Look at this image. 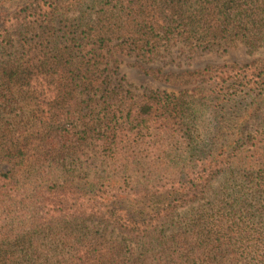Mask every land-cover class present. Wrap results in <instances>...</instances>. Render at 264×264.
<instances>
[{"label": "trees", "instance_id": "16d2710c", "mask_svg": "<svg viewBox=\"0 0 264 264\" xmlns=\"http://www.w3.org/2000/svg\"><path fill=\"white\" fill-rule=\"evenodd\" d=\"M84 2L56 0L46 8L30 2L6 13L0 23V108L22 98L38 113L0 134V264H225L230 251L219 223H184L185 230L174 231L172 200L203 194L215 171L209 163L188 179L186 168L174 162L181 96L128 103V92L107 90L93 71L110 41H116L115 50L142 57L175 37L200 48L232 39L256 48L264 40V0H110L92 19ZM73 10L80 12L75 24H62ZM58 20L63 34L78 44L80 57L55 50ZM14 37L34 40L15 60L3 56ZM192 73L210 76L221 91L264 90V59ZM95 86L101 101L96 118L93 110L82 113L74 93L78 89L89 96ZM254 139L246 137L242 144ZM84 160L100 161L107 173L96 175L92 184L78 181L75 174ZM147 170L139 185L115 193L150 200L149 214L111 201L109 190L120 187L119 174ZM158 195L161 205L154 206ZM247 222L263 232L264 220L252 215ZM110 226L138 239V251L125 257L120 242L104 237ZM253 260L244 264H264Z\"/></svg>", "mask_w": 264, "mask_h": 264}, {"label": "rangeland", "instance_id": "374dc122", "mask_svg": "<svg viewBox=\"0 0 264 264\" xmlns=\"http://www.w3.org/2000/svg\"><path fill=\"white\" fill-rule=\"evenodd\" d=\"M52 1L56 0H0V23L6 13L20 6L36 2L46 8ZM109 1L85 0L84 5L90 7L86 12L93 14L92 19L94 13H98L101 6L108 5ZM79 15L80 12L76 10L68 12L63 16L62 24L68 20L75 24ZM57 23L61 29L56 30L52 42L55 50L60 53L73 51L74 55L80 57L78 44L63 34L59 20ZM163 42L161 41L153 55L142 57L126 48H118L125 49L123 51L115 50L113 44L116 41H110L103 51L104 60L96 65L93 74L101 75L100 80L105 81L107 90L114 88L122 96L128 92L131 97L128 103L141 101L140 105L154 96L165 94L181 96L184 112L176 120L179 142L174 162L186 168L183 170L188 179L196 177L197 172L209 163L213 164L216 172L211 171L213 176L203 194L191 200L187 196L180 203L172 200V217L176 223L174 231L185 230L184 223L215 221L222 225V241L230 251L225 264H244L249 259H262L264 263V230L261 233L258 225L247 226V219L252 215L255 216V221L264 220V90L259 94L241 90L221 91L213 87L214 82L210 76L202 77L192 73L204 67L215 68L232 62L264 59V40L253 49L247 48L239 39L220 40L209 48L189 44L179 37ZM29 44L32 47L34 40L28 37L27 41H23L14 37L3 56L15 60ZM106 76L108 78H104ZM188 77L194 81L181 83L183 78ZM96 88L97 86L93 87V94L91 92L89 96L78 89L74 92L82 113L93 110L95 118V113L101 108V101L98 99L100 90H95ZM112 108L117 109V106L113 104ZM131 108L135 109V105L132 104ZM36 115L38 113L35 107L22 98L18 103L0 108V134L4 135L7 129L14 131L28 122V119L34 120ZM246 137L255 139L252 144H242ZM80 165V171L75 177L83 183L92 184L96 182V175L102 177L107 173L100 161L84 160ZM2 169L4 166L0 165V171ZM147 174L149 170L144 173L128 171L127 174H117L120 187L109 190V194L114 195L111 201L119 200L121 207L128 211L130 209L133 213L149 214L153 208L150 200L119 194L122 190L127 191L131 186L139 185L135 183L144 181ZM162 198L158 195L154 206H160L161 202L158 200ZM104 237L120 242L121 251L127 258L140 247L138 239L111 226L107 228ZM212 238L214 240L215 237ZM251 249L253 252H248Z\"/></svg>", "mask_w": 264, "mask_h": 264}]
</instances>
